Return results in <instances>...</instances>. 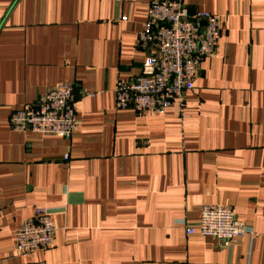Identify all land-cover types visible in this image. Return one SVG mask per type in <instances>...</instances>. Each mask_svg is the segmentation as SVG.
Returning <instances> with one entry per match:
<instances>
[{"label": "crops", "instance_id": "obj_1", "mask_svg": "<svg viewBox=\"0 0 264 264\" xmlns=\"http://www.w3.org/2000/svg\"><path fill=\"white\" fill-rule=\"evenodd\" d=\"M150 2L0 0V264H264V0H184L218 15L220 36L163 115L116 106L150 51ZM68 81L73 135L12 128L15 109ZM216 204L242 238L176 224ZM40 206L54 239L26 257L16 232Z\"/></svg>", "mask_w": 264, "mask_h": 264}, {"label": "built area", "instance_id": "obj_2", "mask_svg": "<svg viewBox=\"0 0 264 264\" xmlns=\"http://www.w3.org/2000/svg\"><path fill=\"white\" fill-rule=\"evenodd\" d=\"M220 26L218 15L205 10L192 12L184 0H151L148 19L138 34V42L150 46V51L142 72L118 84L116 106L161 115L175 103L183 108L186 92L194 88L200 63L216 50ZM11 125L18 131L73 135L79 126L73 83L63 82L38 100L15 109ZM176 224L187 234L199 233L221 241H237L247 232L245 223L223 204L204 205L197 223L181 219ZM55 231L50 209L36 207L33 216L23 221L16 232V248L30 257L51 246Z\"/></svg>", "mask_w": 264, "mask_h": 264}]
</instances>
